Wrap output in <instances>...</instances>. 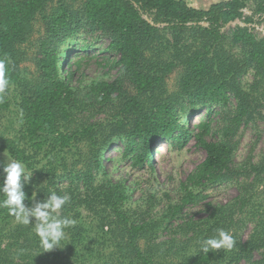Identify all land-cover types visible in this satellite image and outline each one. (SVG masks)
I'll return each mask as SVG.
<instances>
[{"label": "rangeland", "instance_id": "rangeland-1", "mask_svg": "<svg viewBox=\"0 0 264 264\" xmlns=\"http://www.w3.org/2000/svg\"><path fill=\"white\" fill-rule=\"evenodd\" d=\"M183 1L202 10L226 0ZM261 1L264 0H248L246 5L254 10ZM67 5L74 12H81V3L68 1ZM56 7L58 0L49 5L48 13ZM77 27L81 28L78 34L60 46V52L69 59L74 57L77 60L80 55L86 60L73 78L74 85L77 86L80 79L87 84L103 77L107 81L114 80L118 75L114 62L119 55L109 50V39L99 32L90 31L83 22ZM46 37L45 22L38 17L30 36L21 46L24 59L19 65L21 84L8 87L5 96L9 100V108L0 111V161L4 164L7 158L15 159L4 148L7 141L14 142L29 158L31 167L26 170L32 174L30 183L37 191L36 200H43L49 192L68 195L69 202L63 207L61 215L74 219L76 223L65 230L66 236L59 248L45 252L30 225H21L14 217L6 218L0 214V264H46L52 258L73 264H129L136 259L133 253L135 247L142 254L151 255L157 264H182L201 253L202 240L215 236L218 229L228 232L235 243L231 249H220L214 264H264V170L253 172L249 178L228 179L195 189L205 199L200 204L185 207L181 214L174 216L170 205L178 204L181 184L205 159L206 153L193 138L182 150L163 140L155 146L154 173L148 166L132 168L130 160L125 157L127 138H109V127L121 119L122 100H115L104 107L79 105L66 122H61L60 131L68 135L93 127L90 134L95 144L88 136L78 135L76 141L64 149L59 145L56 148L53 140H47L40 150L32 148L26 136L20 103L21 96L41 79V48ZM197 53L207 55L209 61L215 58L224 67H243L245 59V51L232 43L230 33L223 34L220 41L211 47L206 37L196 31L173 32L165 29L160 30L146 56H151L154 61L175 64L176 68L164 90L176 98L187 73L183 62ZM62 69L61 75L66 77L62 72L65 68ZM215 76H219L218 72ZM237 77L236 81L247 95L246 102L252 118L232 135L225 138L223 129L228 125L226 119L239 106L233 93H229L227 106L208 108L184 102L181 107L178 106L177 113L184 115L183 119L190 129L203 121L209 122L208 138L229 141L234 149V166L239 169L244 164L259 165L264 161V74L250 68ZM129 91L133 94V90ZM100 156L105 166L102 171L96 166ZM120 182L129 186V198L119 205L120 212L126 215L129 224L143 226L131 247L124 220L104 198V193ZM152 194L156 196L153 205L149 201ZM238 197L249 199L245 208L241 209L236 202ZM215 207H223L225 214L214 220L210 215Z\"/></svg>", "mask_w": 264, "mask_h": 264}, {"label": "trees", "instance_id": "trees-1", "mask_svg": "<svg viewBox=\"0 0 264 264\" xmlns=\"http://www.w3.org/2000/svg\"><path fill=\"white\" fill-rule=\"evenodd\" d=\"M54 0H0V59L6 61V75L9 87L19 86L22 76L20 64L23 62L21 46L30 36L33 23L38 17L45 22L46 40L42 43L40 60L41 79L21 96L20 106L24 114L26 136L32 148L42 149L47 140H53L55 147L64 149L76 141L78 135L88 136L95 144L90 132L93 127L84 128L82 133L68 135L60 131L61 122H66L73 110L81 106L104 107L115 100H122L119 111L121 119L116 120L110 128L112 139L117 136L127 138L125 157L132 168L143 169L148 166L152 173L154 168L155 146L163 140L170 142L175 148L182 150L193 138L198 147L206 153L205 159L190 173L181 184V195L177 205H170L174 216L181 214L187 206L200 204L205 197L195 189L224 182L228 179L249 178L251 174L264 170V161L259 165L248 163L237 169L234 166L233 146L227 140L214 141L208 138L210 123L203 121L190 129L178 115V106L188 103L190 106L202 105L208 108L227 106L229 93H233L239 101L236 112L227 118L223 129L225 138L235 133L241 125L249 123L252 118L248 111L246 94L243 93L236 79L237 75L253 68L258 74H264V38L258 39L247 28H236L229 32L233 44L245 51L243 67L220 64L218 60L195 54L183 62L185 74L181 91L176 98L165 92V84L176 68L172 62L154 61L146 56V51L161 29L173 32L196 31L206 37L211 47L222 38V28L229 22L242 16L248 0H226L207 9H195L183 0H58V7L48 13V7ZM81 3V12L71 10L67 2ZM253 15H264V1L259 2ZM252 21L247 19V23ZM92 32H99L109 41V50L117 53L115 63L118 75L114 80L93 79L83 83V79L74 85V76L86 64L83 56L69 59L60 52V46L75 37L81 28L79 24ZM201 22H205L203 25ZM209 53V49L207 50ZM207 53V54H208ZM65 66V67H64ZM214 66L216 68H214ZM76 69L73 70V68ZM64 70H63V69ZM61 69L66 77L61 75ZM218 72V77L215 74ZM236 76V77H235ZM8 89V88H7ZM133 90V94L129 91ZM7 91V90H6ZM6 93V92H5ZM3 94L0 98V111L9 108V100ZM79 94H83L80 97ZM147 103V105H145ZM10 154L30 169L29 158L7 141L4 145ZM97 169L105 170L103 158H97ZM0 161V168L3 167ZM107 174V173H106ZM258 176V175H257ZM3 176L0 174V182ZM129 186L120 182L110 187L105 193L106 203L115 209L116 214L124 220V226L134 246L139 230L143 226L129 224V219L119 210V205L127 201ZM246 191V188H245ZM29 197L25 201L31 206L34 187L30 183L25 187ZM165 196L168 199L167 194ZM0 199H3L0 194ZM156 196L150 195L153 205ZM238 197L236 202L243 209L247 201ZM0 214L6 218L7 209L0 208ZM225 214L223 207H215L210 215L218 219ZM135 261L129 264H157L151 255H144L136 247L133 248ZM219 250L199 253L182 264H214ZM46 264H73L62 259L52 258ZM105 264H116L106 262Z\"/></svg>", "mask_w": 264, "mask_h": 264}, {"label": "clouds", "instance_id": "clouds-1", "mask_svg": "<svg viewBox=\"0 0 264 264\" xmlns=\"http://www.w3.org/2000/svg\"><path fill=\"white\" fill-rule=\"evenodd\" d=\"M6 71V61L0 59V98L9 87ZM0 174L3 176L0 182V194L3 196L0 208L7 209L8 215L14 217L17 223L30 225L45 252L59 248L66 236L65 230L76 223L74 219L61 215L70 197L49 192L43 200H36L37 191H34L29 206L25 203L29 198L25 187L30 184L32 174L26 170L25 165L19 160L7 158L0 168ZM234 243V238L228 232L218 229L215 236L202 240L200 251L209 253L213 250L231 249Z\"/></svg>", "mask_w": 264, "mask_h": 264}, {"label": "built area", "instance_id": "built-area-1", "mask_svg": "<svg viewBox=\"0 0 264 264\" xmlns=\"http://www.w3.org/2000/svg\"><path fill=\"white\" fill-rule=\"evenodd\" d=\"M242 16L236 20L229 22L222 28V33H229L236 28H247L249 32L257 37L258 39L264 38V15H253V12L248 8H244L242 11ZM251 18L252 21L247 23V19ZM205 25V22H201Z\"/></svg>", "mask_w": 264, "mask_h": 264}]
</instances>
